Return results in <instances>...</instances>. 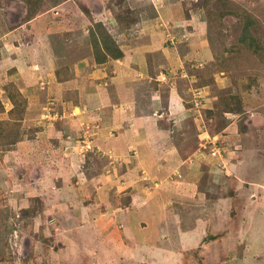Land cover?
Returning a JSON list of instances; mask_svg holds the SVG:
<instances>
[{
    "label": "rangeland",
    "instance_id": "1",
    "mask_svg": "<svg viewBox=\"0 0 264 264\" xmlns=\"http://www.w3.org/2000/svg\"><path fill=\"white\" fill-rule=\"evenodd\" d=\"M172 2H181L186 18L192 16L188 24L161 18V9ZM247 20L250 24L246 27ZM98 23L120 42H126V37L135 40L149 26L163 32L169 47H176L191 34H203L212 51V58L200 57L188 65L194 71L189 84L191 95L200 96L190 102L188 124L201 140L195 131L193 145L195 151L197 147L201 151L203 171L194 187L198 190L195 200L187 199V193L178 198L175 180L180 179L179 172L176 178L166 176L167 190L162 193L152 189L154 184L141 188L149 189L147 196L141 195V204H148L158 214L163 209L165 222L169 207L177 205L190 211L204 208L198 213H181L177 232L169 240L160 234L151 242L152 233L145 230L148 222L144 221L141 244L136 245L127 236L124 221L109 215L110 211H102L105 204L98 195L90 194L88 200L102 205L97 207L100 216L93 210L83 213L81 206L88 201L83 194L87 183L84 177L91 169H101L105 159L101 152H95L93 136L85 125L76 137V133L67 135L64 142L61 135L43 133L49 127L58 128V119L66 121L63 129L67 131L75 129L76 124L63 116L56 96L42 94L45 89L40 84L42 78L38 80L39 67L44 66L47 57L42 55L38 60L36 52L45 48L52 53L58 41L66 43L62 47L66 52L71 38L83 41ZM145 40L142 36L141 42ZM32 41L39 46L30 48ZM72 49L71 45L67 64L57 59L62 76L72 77L75 73L72 67L78 55ZM80 53L83 59L88 57L83 49ZM31 79L34 86L26 87ZM73 105L74 100L68 110ZM44 113L51 117L49 121L43 118ZM213 136L224 139L223 163L210 155L211 144L204 140ZM45 143L57 150H41L39 147ZM49 157L51 161L65 159V167L72 171L68 180L38 183L42 171L55 169L44 168ZM135 162L128 164L136 166ZM208 164L224 175H232L238 183L234 188L227 184L225 191H215L209 174L204 172ZM46 171L45 175L50 176ZM260 177L264 179V0H0V264H220L218 257L225 252L215 244L220 232L209 233L218 231L219 218L223 222L226 218L211 216L212 224H207V210L220 208L221 202L216 206L217 198L228 197L231 191L246 188L248 193L253 180ZM129 178H137L135 170ZM120 201L121 205L129 200L125 197ZM159 201L165 203L160 206ZM82 217H91L92 221Z\"/></svg>",
    "mask_w": 264,
    "mask_h": 264
},
{
    "label": "crops",
    "instance_id": "2",
    "mask_svg": "<svg viewBox=\"0 0 264 264\" xmlns=\"http://www.w3.org/2000/svg\"><path fill=\"white\" fill-rule=\"evenodd\" d=\"M161 18L168 22L172 21L171 23L183 20L186 24L193 19L192 16L186 18L181 2H172L164 6L161 9ZM162 33L159 29L149 26L144 27L140 37H135V40L127 39L128 37L126 42L117 40L122 56L112 58L107 55L103 62H96L93 57L89 30L83 41L80 37L71 38L68 42L70 44L65 46L66 52L63 50V44H66L64 41H58L56 47L52 48V53L51 49L44 48L47 44L43 46L41 52H36L38 60L42 55L47 57L44 66L39 67L38 80L42 78L40 84L41 86L44 84L42 88L45 89L41 91L42 94L56 96L59 108L64 111L63 116H69L68 121H73L70 124H76L75 129L67 131L63 129L66 121L58 119L61 121L58 128L49 127V130L45 129L43 133L52 137L61 135L60 138L64 142L67 135L72 136L76 133L74 135L76 137L78 132L88 127L93 136V146L97 148L95 152L102 153L105 164L99 170L88 171L89 176L84 177L87 183L84 185L83 194L87 196L86 200L93 194L98 195L99 200L102 197L101 202L105 204L102 211H110L109 215L121 218L127 226V236L131 237V241L136 245L141 244L139 241L141 222H148L144 228L152 233L151 242L160 234L169 240L181 223V213H196L204 209L200 207L190 211L186 207L175 205L167 209L165 222L162 218V213L165 214L163 209L159 210L158 214L148 204H141V195L147 196L149 191L144 190L145 188L141 190L143 186L149 184L153 187L154 184L155 187L152 189L162 193L167 190L164 186L167 183L166 176L173 175L176 178L177 172L181 175L179 180H175L179 187L177 196L183 194L185 196L187 193L186 198L194 201L198 191L194 187L198 184V177L203 174L201 161L199 163L201 151L198 147L195 151L193 145L194 138H199L200 134L192 126L188 128L192 114L189 84L194 72L188 65L191 60L198 61L200 57L212 58V51L203 34H191L190 37L181 39L182 42L180 41L176 47H169L166 36ZM142 36L146 38L143 42ZM36 42L32 41L30 48L34 45L38 47L39 43L37 45ZM71 45L73 54L78 55V60L72 67L75 73L72 77L65 74L62 76L56 62L61 58L60 64H67L66 58ZM82 49L88 56L85 59L80 53ZM33 83L31 79L26 87H33ZM71 97L74 105L68 110L69 104L73 101ZM71 115L75 116L73 120L70 118ZM45 117H48L46 113L43 114V118ZM50 118L46 120L49 121ZM52 147L54 149L51 150L49 144L45 143L39 148L47 153L57 150L55 146ZM59 158L51 161L49 157L44 168L55 169L45 170L50 176L42 171L37 177L38 183L45 180L53 184L55 181L58 183L70 178L72 171L65 167L66 164L63 163L66 162L65 159ZM134 159L136 166H129L128 162H133ZM251 161L254 162L253 159ZM71 167L75 171L74 163ZM132 170L136 171L137 178L131 181L129 175ZM204 172L209 174L208 180L215 191H225L227 184L234 188L233 185L238 183L232 175H224L209 164ZM77 175L80 177V173ZM131 182L135 184L133 188H129ZM75 183L78 184L76 181ZM252 184L248 193L246 188L244 192L230 190V196L218 197L216 206L218 207L221 202V211L219 207L207 210L209 213L207 224H212L211 216L226 218L224 222L219 218L218 231L209 233L213 235L221 233L215 239L217 242L215 244L225 250L224 255L218 257L220 264H264V179L260 177L253 180ZM115 186L121 189L115 190ZM125 197L129 201L120 205L119 203L123 202L120 200ZM159 197L165 199L164 196ZM95 198L94 196V201ZM132 200L135 203L132 204ZM159 203L161 206L165 202ZM94 204L89 200L83 203L81 206L83 213L93 210L96 216H100L97 207L102 205ZM63 206L70 208L68 204L63 203ZM82 219L92 221L91 217ZM201 220L203 221L202 218ZM215 228L214 226V230ZM175 237L177 238V235ZM125 243L123 242V245Z\"/></svg>",
    "mask_w": 264,
    "mask_h": 264
},
{
    "label": "trees",
    "instance_id": "3",
    "mask_svg": "<svg viewBox=\"0 0 264 264\" xmlns=\"http://www.w3.org/2000/svg\"><path fill=\"white\" fill-rule=\"evenodd\" d=\"M250 24L247 20L246 27ZM89 35L93 50V57L96 62H103L107 55L112 58H119L122 56L121 50L118 48L116 41L112 39L111 33L106 30L102 23L96 24V29H89Z\"/></svg>",
    "mask_w": 264,
    "mask_h": 264
},
{
    "label": "built area",
    "instance_id": "4",
    "mask_svg": "<svg viewBox=\"0 0 264 264\" xmlns=\"http://www.w3.org/2000/svg\"><path fill=\"white\" fill-rule=\"evenodd\" d=\"M197 89L200 91L199 88H197ZM197 98H200V96L197 95ZM197 98H196V95L193 94L192 97H191L190 102L196 101ZM204 140H206V141L208 140L207 142H209L211 144L210 145L211 146L210 147V151H209L210 155L218 157V160H221L222 163H223L224 160H223L222 153L225 150V144H223L224 139H216V137L213 136V137H207Z\"/></svg>",
    "mask_w": 264,
    "mask_h": 264
}]
</instances>
